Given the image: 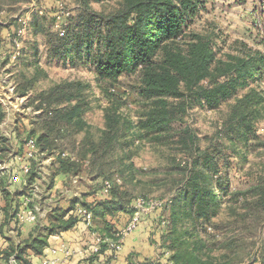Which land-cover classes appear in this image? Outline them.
<instances>
[{
    "label": "trees",
    "instance_id": "trees-1",
    "mask_svg": "<svg viewBox=\"0 0 264 264\" xmlns=\"http://www.w3.org/2000/svg\"><path fill=\"white\" fill-rule=\"evenodd\" d=\"M201 4V0H120L119 6L109 13L83 14L78 19H69L63 33H47L50 57L69 60L73 64H90L96 80L101 84L114 85L124 75H138L139 93L146 98V101L142 103L136 120L132 122H120L119 110L106 108L105 128L101 130L97 139L87 131L82 143V146H86V150L83 154L75 156L72 151L66 150L64 145L68 139L73 138L74 134L84 128L83 114L86 112L87 102L82 83L78 81L59 83L51 86L50 90L39 92L38 96L32 99L33 108L42 110V116L35 122L33 129L29 132L25 131L26 141L30 139L35 141L33 156L28 158L27 153L25 154L33 167L27 176L24 189L14 194L6 190L4 192L7 194V201L13 204L19 200L18 196H26L30 200L27 207L37 213V218L27 238H21L17 231L13 236L16 237L14 240L8 239L4 255L0 252V259L2 257L6 260L4 264H8V260L13 255L19 264H29L28 257L31 250L34 254H42L49 244L51 235L67 231L79 222L92 236L94 233L103 239L110 237L117 240L116 234L131 221L137 210L136 200L156 198L141 196L130 201L124 200L115 194L117 180L109 178L107 175L110 173L105 174L104 170L101 176L105 175L108 178H103L97 190L107 187V194L99 200L87 202L74 197L66 205H62L61 200H53L50 189L55 175L60 173L69 175L68 181L72 184L73 176H81L87 171L89 163L94 165L105 156L107 150L99 153L96 151L98 146L123 147L129 142L137 141L154 144H168L174 141L178 145H183V149L197 152L189 171H186L183 188L178 191L170 206L172 224L170 231L174 236L168 243V248L173 251L171 259L176 264H231L229 259L219 261L216 256L208 253L211 251L212 238L204 240L200 236L190 239L193 232L187 227L178 226L180 221H185L184 219L194 222L204 219L213 223L212 218L217 216L221 206L220 191L226 189L220 184L221 177L216 180L215 177L222 170L220 163L225 165L226 162H219L210 152L198 148L194 141L195 135L189 126L177 128L174 124L184 122L187 114L183 99L184 92H189L191 97L201 103L216 107L234 97L244 86L262 81L264 52L250 50L245 56L229 55L227 60L218 59L212 40L208 36L190 30L191 21L198 15ZM36 29L38 30L37 27ZM43 31L46 33L47 30ZM11 42L13 43V40ZM33 65L35 72L31 77L21 73L23 82L19 80L16 88L20 95L26 94L30 88L34 89L40 78L47 77L36 63ZM102 89L108 93L107 87L102 86ZM170 98L183 99V101H170ZM35 101L39 103L36 104ZM263 106L264 95L252 87L237 98L230 114L233 122L226 124L228 126L232 124L230 127L234 125L244 136L250 133L256 136L253 120L258 119ZM1 110L0 105V119L4 115ZM43 120L45 121L42 122ZM25 132H19L22 139ZM188 140L191 141V145ZM11 152L13 150L7 138L0 135V157ZM38 153L46 155L57 153L53 163L51 183L46 188L50 195L47 196L48 200L45 194L39 196L36 190V187H39L38 158L36 159ZM88 154H91L89 160L86 159ZM14 159L17 160L16 156ZM105 180H109L108 185L104 184ZM43 199L46 200L43 204L50 201L46 205L47 209L44 205V214L36 210V204L39 203L37 200L43 201ZM229 200L238 202L242 208H247L242 212L235 204L228 206L229 215L237 220L236 223L256 220L257 205L264 204V177L261 175L258 183L246 191H232ZM16 204L18 206L16 205L15 208H19V204ZM165 206H167L166 202L161 208L147 214L143 213L137 228L129 236L143 227L147 222L146 219L153 217L154 213L161 211ZM8 209L9 205H6L5 209L0 210V214L5 219L9 216ZM80 209L92 213V226H86L85 217L79 212ZM17 212L18 210L10 214V217L19 219ZM123 221H126L124 226ZM186 235L190 236L186 238ZM93 239L96 244L95 237ZM124 240L121 242L122 246ZM241 240L239 237L238 241L237 237L230 234L223 240L221 247L235 249ZM98 247V251L92 248L89 251L90 264L112 260L118 253L104 241L98 243ZM155 256L137 257L138 261H134V264L150 262ZM222 258H229V254L223 253ZM170 260L169 262L172 261ZM253 261L244 264H255L257 260Z\"/></svg>",
    "mask_w": 264,
    "mask_h": 264
},
{
    "label": "rangeland",
    "instance_id": "rangeland-1",
    "mask_svg": "<svg viewBox=\"0 0 264 264\" xmlns=\"http://www.w3.org/2000/svg\"><path fill=\"white\" fill-rule=\"evenodd\" d=\"M85 1L0 0V103L6 111L8 107L7 117L10 122H14L15 118L18 119V114L26 116L28 112L25 109L23 111L22 108L27 107L29 99L27 97L20 99L21 96L14 93V90L17 81L18 83L19 80L23 82L21 73L28 77L34 74L33 63L45 69L47 74V77L40 78L35 88L32 89L33 99L36 95L38 96L39 92L50 90L51 86L59 83L75 81L82 83L87 102L83 119L85 122L97 123L92 133L95 139L99 136L100 123L105 122L104 115L108 107L119 110L120 122L136 120L140 106L146 101V98L139 93L138 75H124L114 85L101 84L96 80L90 64H73L69 60L64 61L49 55L47 33L59 32L61 34L65 31L69 19H78L83 14L89 13H109L120 4V0ZM201 1L199 13L191 21L190 30L208 36L212 40L218 59L227 60L229 55L245 56L250 50L264 52V0ZM42 29L47 30L46 33ZM102 86L108 88V93L103 91ZM252 87L264 95L263 79L244 86L234 97L223 101L216 107L201 103L191 97L189 92H184L183 99L187 114L184 122L174 124L177 128L189 126L195 135L194 141L198 148L210 152L219 162H226L225 165L220 163L222 170L217 177L214 176L215 180L221 177L220 184H223L226 189L223 192L220 191L221 206L217 216L212 218L213 223L204 219H199L197 222L184 219L185 221H180L178 226L187 227L193 232L190 239L200 236L204 240L212 238L211 251L208 253L216 256L219 261L229 259L231 264L251 263L253 260H257L255 264H264V204L257 205L256 220L237 223V220L229 215L230 209L228 208L229 205L235 204L242 212L247 210V208L240 207L238 202L229 200L231 192L246 191L258 183L261 175L264 177V106L258 119L253 120L256 136L252 133L244 136L234 125L230 127L232 124L228 123L230 126L226 124L233 122L230 114L237 98L247 93ZM183 99L170 98V101L179 102ZM33 102L32 99L29 102L30 115L33 120H30L28 116L29 120L24 118L18 122L39 120L42 113L32 110ZM9 132L10 128L6 124H0V133L8 135ZM72 140L68 139L64 148L72 151L75 156L83 154L86 146H82L84 142L82 137L77 134ZM188 142L191 145V141L188 140ZM183 148V145H178L174 141L168 144L137 141L129 142L123 147L113 145L110 148H104L103 145L98 146L96 151L100 153L107 150V154L94 164L97 170H92L91 173L82 176L79 184L77 183L72 189L77 193L93 190L92 186L98 187L103 178L109 176L117 180L115 194L124 200L130 201L137 197L147 196L165 201L167 206L154 213L153 217L146 219L147 222L140 230L147 245L158 251L162 250L160 255L171 259L173 251L168 248V243L174 236L170 231L172 229L170 206L178 191L183 188L186 171H189L197 156L196 151ZM56 158L57 153H55ZM46 166L41 171V182L44 176L49 180L47 172H49L50 165ZM102 170L106 172L105 174H110L99 176L98 174L104 173ZM96 178L97 182L94 181V184L87 187L89 180ZM108 182H105V185L109 184ZM43 183L46 185L39 184V187H36L39 196L44 194L46 197L50 196L46 191L48 183L46 181ZM62 194L60 193V196ZM46 200H37L40 205L37 203L36 208L42 214L50 202L43 204ZM230 234L237 237L238 241L239 237L242 239L235 249L234 247H221L223 240ZM189 236L186 235V238ZM223 253H228L229 258L221 259ZM133 261H138V258L135 257Z\"/></svg>",
    "mask_w": 264,
    "mask_h": 264
},
{
    "label": "crops",
    "instance_id": "crops-1",
    "mask_svg": "<svg viewBox=\"0 0 264 264\" xmlns=\"http://www.w3.org/2000/svg\"><path fill=\"white\" fill-rule=\"evenodd\" d=\"M30 65L32 67V64ZM33 67H35V65H33ZM33 67H32V71H34ZM39 69H42L44 72L46 71L42 67H39ZM18 84L19 83L17 81V84L15 85L16 88L18 87ZM16 88L14 90V93L18 94L16 91L17 90ZM32 92L33 91L30 88L26 92V94L24 95L18 94L21 96L20 99H23V97L24 98L27 97L29 99L27 103L28 104L27 107L25 106L26 108H22L23 111L25 109L28 112L26 116L24 115L21 116L20 115L21 113L18 112L20 114H18V119L15 118L14 122H10L9 118L7 117V111L9 110L8 107L6 111V108L0 103V105L2 106L1 111L2 113H4L2 120L0 119L1 120L0 124L4 123L10 128V132H9L10 134L7 135V134L0 133V135L7 138L8 144L12 147V150H13L11 154L9 153L8 155H1L0 157V162H8L10 165L9 174L5 177L0 178V210L5 209L6 205H9L8 218L5 219V217H3L2 214H0V252L3 255H4L5 249H7L6 247L8 244V239L14 240V238L16 237L13 238V236L16 235L17 231L20 234L21 238L23 239L27 238L36 222V221L34 222L21 221L20 219H17L16 217L14 218V216L13 218H11L10 214L14 213L15 211L18 210V212L20 211L25 212V210L28 209L27 207L28 202L26 201L27 198L26 196H21V197L18 196L19 200H16L15 204H13L12 202L7 201V198H6L7 194H5L4 192V190H6L9 193L14 194L16 191L24 189L27 176L33 167L32 162H29V160L25 157V154L29 150L25 137L27 136L26 132H29V130L33 129V127L35 126V122H18L20 121V119L21 120H24V118L28 119V116L30 117L29 118L30 120H33L30 115L31 108H29L31 107L29 105V102L31 99H33V96L31 97ZM32 110L35 112H39V113L42 112L41 109L36 110L33 108ZM96 126H97L96 122H85L83 130L79 131L77 134H79V137L81 136L82 139L84 140L86 136V132L90 131V134L92 135L93 130L96 128ZM99 127H100V132H101V130L105 128V122H101ZM19 132H25L23 139L22 137L19 136ZM100 132H99V135H100ZM77 134H74L73 138L71 139H75ZM72 143H73V140H72ZM65 144H67V142H65ZM16 155L23 157L22 160H18V159L15 160L14 157ZM36 159L38 160V164H37L38 182H39L38 185L41 184L42 186H44L45 183L43 182L45 181L48 183V185H50L51 174L53 172V163L56 160L55 154L53 153L52 155L51 154L46 155L44 153H38L36 155ZM86 159L87 160L91 159V154H88ZM89 164L90 165L87 167L88 168L87 171L84 172L81 176H73L71 178L73 180L72 184H70L68 181L69 175H65L62 173L55 175L53 184L50 189L51 197L54 198L55 201L61 200L62 205H66L67 202L70 201L69 199H73L74 197H78L82 201L86 200L87 202H92V201L99 200L101 198L106 197L107 187L106 189H104L105 187H103L102 189L97 190V186H92L93 190H90V191L85 190V191H81V193H79V191L78 193L73 191L72 187L77 185L79 180H81L82 176L87 175L88 173H91L92 170H97V167H95V165L91 163ZM46 165H50L49 172H47L49 175V180L48 178L44 176V179L41 182V171L42 169H45L47 167ZM98 175L101 176V173ZM96 180L98 179L96 178V179H93L92 181L89 180L87 187L92 185V183L94 184V181L97 182ZM108 181L109 180L107 181L105 180V182H108ZM1 183L4 185L3 188H2ZM96 190H97V193L95 194L94 192ZM60 193H63L62 196H60ZM16 203L19 204V208L18 207L15 208V206L17 205ZM125 223L126 221L125 222L123 221L122 225L124 226ZM12 230L13 231L15 230L14 231L15 233L12 232ZM93 238L94 236H92L90 232L86 231V228H84L83 224L79 222L76 226H74L73 228L67 231H62L59 234L55 233L51 235L48 240L49 244L44 249L42 254H34V252L31 250L30 255L28 257L30 261L29 264H42L43 257L48 256V254L50 255V257H52V255L50 254L51 252H49L50 248H52L53 246L59 247L61 244H65L67 247L77 252L72 254L71 257L65 263H58V264H90L89 251L92 248V246L95 244ZM145 240L146 239L144 238V236H142L140 229H137V231L134 232L132 235L130 236L128 235L124 240V245L122 246L121 250L118 252L117 263L118 264H134L133 259L135 257L147 258V257H152V256L162 253L161 252L162 250L158 251V249L151 247L150 245H147L145 243ZM80 251H82V253ZM58 257L63 259L62 252H59ZM5 261L6 260L1 257L0 264H4Z\"/></svg>",
    "mask_w": 264,
    "mask_h": 264
},
{
    "label": "built area",
    "instance_id": "built-area-1",
    "mask_svg": "<svg viewBox=\"0 0 264 264\" xmlns=\"http://www.w3.org/2000/svg\"><path fill=\"white\" fill-rule=\"evenodd\" d=\"M27 146L29 147V150L27 151L26 157L31 158L35 152V141L33 139H30L27 142ZM16 159L21 160L22 157L16 155ZM9 171H10L9 163L8 162H0V177H2L3 175L9 174ZM26 201L29 202L30 200L26 199ZM164 202L165 201L159 200V199L145 200L143 198H138L136 200V206H135V208L137 210L135 211V214L132 217L131 221L127 225H125L119 233L116 234L118 236V239L114 240L110 237H106L103 239L102 237L93 233V235L96 239V244H94L92 246V249L94 251H98V249H99L98 243L104 241V242L108 243L111 248L115 249L116 252L117 251L119 252L122 248L121 242L125 239L126 236L131 234L137 228V226L139 224L140 216L143 213L147 214L154 209L161 208ZM36 210L39 211V209H37V208H36ZM79 212L83 215V217H85L86 226H88V227L92 226V223H93L92 213L87 211L86 209H80ZM17 217L21 221L33 222L37 218V213H35L32 209H27V210H25V212H21V211L18 212ZM49 252H51L50 254L52 255V257H50L49 254H48V256L43 257L42 258V264L65 263L71 257V255L76 253L77 251L70 249L65 244H61L59 247L50 248ZM59 252H62L63 259L58 257ZM80 252L82 253V251H80ZM117 254L114 257V259L105 261V262L100 263V264H118L117 263L118 255ZM169 260L170 259L167 256L163 257L161 255H157V256H155V258L152 261L145 262L144 264H174V262H172L171 260H170L171 262H169ZM7 263L8 264H19L14 255L10 257V259L8 260Z\"/></svg>",
    "mask_w": 264,
    "mask_h": 264
}]
</instances>
